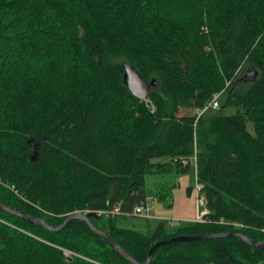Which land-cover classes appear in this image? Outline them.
Instances as JSON below:
<instances>
[{
  "label": "trees",
  "instance_id": "obj_1",
  "mask_svg": "<svg viewBox=\"0 0 264 264\" xmlns=\"http://www.w3.org/2000/svg\"><path fill=\"white\" fill-rule=\"evenodd\" d=\"M126 64L158 82L147 97ZM219 92L234 113H179ZM191 165L203 221L118 226L171 198L177 183L149 193L147 174ZM0 202L47 225L0 208V264H140L159 241L225 232L250 242L176 240L149 264H264V0H0ZM85 210L126 254L84 219L60 228Z\"/></svg>",
  "mask_w": 264,
  "mask_h": 264
},
{
  "label": "rangeland",
  "instance_id": "obj_2",
  "mask_svg": "<svg viewBox=\"0 0 264 264\" xmlns=\"http://www.w3.org/2000/svg\"><path fill=\"white\" fill-rule=\"evenodd\" d=\"M241 75L242 74H240V76ZM226 98H227L226 92L225 93L222 92L220 95L221 106H224V104L226 102ZM234 112H235V108L233 106H225V107H222L220 109L210 108V109H207V111L204 113H202V109H196L195 107H192L190 109L181 108L179 113L180 114H190V115L203 114L204 118H210V117H214V116H217L220 114L227 115V114H232ZM247 127H248L249 131H251L252 133H255L254 123L251 120H247ZM195 170H196L195 166L191 165L190 170L187 173H185L187 175H192V183H194ZM195 179H196L195 180L196 182L194 183V186L196 185V183L198 181L197 177H195ZM178 180H179V176L173 175L172 173L147 174L145 189L149 193H155L157 190L169 187L174 182L178 183ZM193 193L195 196V189H193ZM149 198H151V197H149ZM195 200H196V197H195ZM170 202H171V200H167L164 202V204L167 206ZM145 205H146L145 206L146 210L145 209L143 210V214L132 215V216H119L117 218L118 226L123 227V228L137 229V230H141L143 232H150V233L154 232V230L156 229L157 223L155 222V220H153L150 217L151 216V212H150L151 207H149L148 204H145ZM196 208H197V201H196ZM196 216H197V210H196ZM196 216H195V218H196ZM195 218H194V220H195ZM173 220H175V219L168 218V220L165 222H166V224H168L169 221H173Z\"/></svg>",
  "mask_w": 264,
  "mask_h": 264
},
{
  "label": "water",
  "instance_id": "obj_3",
  "mask_svg": "<svg viewBox=\"0 0 264 264\" xmlns=\"http://www.w3.org/2000/svg\"><path fill=\"white\" fill-rule=\"evenodd\" d=\"M124 82L125 84L128 86V88L132 91L133 94H135L136 96L140 97V98H145L147 97L149 90H150V86L151 85H157L158 82L156 81V79L151 80V82H148L138 71V69L131 65V64H126L125 65V72H124ZM36 159V156L32 157V161L34 162ZM0 208L6 209L11 213L17 214L19 216H22L23 218H26L27 220H29L32 223H37V224H43L46 225L45 221L42 219H38L35 217H32L28 214L19 212L17 210L11 209L7 206H5L4 204H2L0 202ZM74 218H81L86 220L90 226L92 227L93 230H95L96 232L102 234L103 236L106 237L107 241L116 249L120 250L123 254H126L124 249L115 241L113 240L108 234L98 230L97 228H95L91 222H90V218L89 215H85V214H80V213H74L71 214L69 216H67L65 218V220L63 221L62 225L60 228H63L66 226V224ZM47 226V225H46ZM241 236L242 238L246 239L248 242H250V239L245 236V235H240V234H234V233H219V234H211V233H202L199 235H195V236H176V237H172V238H168L166 240H162L157 242L156 244H154L152 246V248L149 251L148 254V258L145 262L140 263V264H149L152 256L155 252V250L160 247L161 245L176 241V240H193V239H198V238H205V237H221V236ZM252 244L263 247L264 248V241H260V242H252ZM132 261L137 264V261L132 259Z\"/></svg>",
  "mask_w": 264,
  "mask_h": 264
},
{
  "label": "crops",
  "instance_id": "obj_4",
  "mask_svg": "<svg viewBox=\"0 0 264 264\" xmlns=\"http://www.w3.org/2000/svg\"><path fill=\"white\" fill-rule=\"evenodd\" d=\"M197 177L196 170L194 183ZM194 183L192 175L183 174L179 176L177 185L172 190L171 206H166L165 201L159 200L155 196L148 199L147 204L150 208L151 218L158 224L173 218L179 221H192L196 216V200L193 193Z\"/></svg>",
  "mask_w": 264,
  "mask_h": 264
},
{
  "label": "built area",
  "instance_id": "obj_5",
  "mask_svg": "<svg viewBox=\"0 0 264 264\" xmlns=\"http://www.w3.org/2000/svg\"><path fill=\"white\" fill-rule=\"evenodd\" d=\"M222 92H219L217 94H215L213 96V98L211 99V101L202 109V113L205 112L207 109H219L221 106V102H220V95ZM202 115L199 114L198 117ZM194 160H196V158L194 157ZM186 162V160H184ZM195 189V197H196V201H197V216L195 218V221H203L205 219V216L210 212L209 207H208V199L207 196L205 195V193L203 192V186L200 182L197 181L196 185L194 186ZM146 205H138L135 207L134 209V213L139 215V214H143V210H146ZM91 210H85V212L83 214L86 215L87 212H90ZM98 214H105L107 213L106 211H102V210H96L95 211ZM112 212H119L118 208H116L115 210H112ZM109 214V213H108ZM179 223V220H173V221H169L168 224L170 226H174L177 225Z\"/></svg>",
  "mask_w": 264,
  "mask_h": 264
},
{
  "label": "bare ground",
  "instance_id": "obj_6",
  "mask_svg": "<svg viewBox=\"0 0 264 264\" xmlns=\"http://www.w3.org/2000/svg\"><path fill=\"white\" fill-rule=\"evenodd\" d=\"M189 163V162H188Z\"/></svg>",
  "mask_w": 264,
  "mask_h": 264
}]
</instances>
